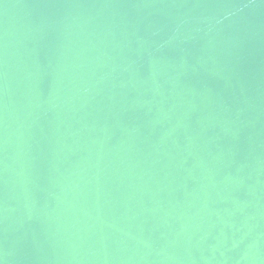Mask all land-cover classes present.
<instances>
[{
  "label": "water",
  "instance_id": "obj_1",
  "mask_svg": "<svg viewBox=\"0 0 264 264\" xmlns=\"http://www.w3.org/2000/svg\"><path fill=\"white\" fill-rule=\"evenodd\" d=\"M0 264H264V0H0Z\"/></svg>",
  "mask_w": 264,
  "mask_h": 264
}]
</instances>
